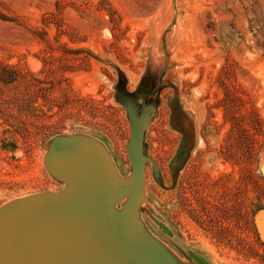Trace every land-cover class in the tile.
Instances as JSON below:
<instances>
[{"label":"rangeland","instance_id":"rangeland-1","mask_svg":"<svg viewBox=\"0 0 264 264\" xmlns=\"http://www.w3.org/2000/svg\"><path fill=\"white\" fill-rule=\"evenodd\" d=\"M123 90L154 109L146 231L184 264H264V0H0V208L65 188L61 136L129 177Z\"/></svg>","mask_w":264,"mask_h":264},{"label":"water","instance_id":"water-1","mask_svg":"<svg viewBox=\"0 0 264 264\" xmlns=\"http://www.w3.org/2000/svg\"><path fill=\"white\" fill-rule=\"evenodd\" d=\"M120 94L131 125V175L119 176L99 141L57 137V148L49 144L45 165L65 188L0 208V264H89L90 254L92 264H118L121 257L130 264L140 258L142 264H184L140 219L148 161L143 141L154 109L137 106V98L124 90ZM117 235H124L125 248Z\"/></svg>","mask_w":264,"mask_h":264},{"label":"bare ground","instance_id":"bare-ground-1","mask_svg":"<svg viewBox=\"0 0 264 264\" xmlns=\"http://www.w3.org/2000/svg\"><path fill=\"white\" fill-rule=\"evenodd\" d=\"M113 162V161H112ZM113 164H114V166H115V163L113 162ZM115 168H116V166H115ZM145 186V185H144ZM145 189V188H144ZM146 192V191H145ZM144 192V193H145ZM145 198V197H144ZM144 202V201H143ZM116 212H119V209L117 208L115 211H114V213H116ZM143 222V221H142ZM145 226V225H144ZM147 232H148V230H147ZM153 237V236H152ZM118 239V242H119V245H120V247L121 248H125V246H126V244H125V238H124V235H117V238H116V240ZM116 245H117V243H116ZM159 262H162V260L160 259V260H158L157 261V263H159ZM89 264H92V256H91V254L89 255ZM118 264H130L129 263V261L128 260H126L124 257H121V258H119V260H118ZM133 264H142V261H141V258L140 259H135V262H133Z\"/></svg>","mask_w":264,"mask_h":264},{"label":"trees","instance_id":"trees-1","mask_svg":"<svg viewBox=\"0 0 264 264\" xmlns=\"http://www.w3.org/2000/svg\"><path fill=\"white\" fill-rule=\"evenodd\" d=\"M4 75L7 76V78L9 77V74H8V73H5ZM9 78H10V77H9Z\"/></svg>","mask_w":264,"mask_h":264}]
</instances>
